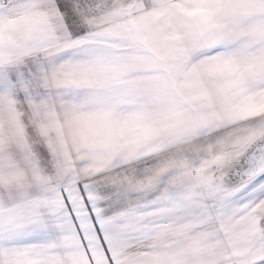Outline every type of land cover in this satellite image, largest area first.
<instances>
[{
    "label": "snow or ice",
    "instance_id": "obj_1",
    "mask_svg": "<svg viewBox=\"0 0 264 264\" xmlns=\"http://www.w3.org/2000/svg\"><path fill=\"white\" fill-rule=\"evenodd\" d=\"M0 264H264V0H0Z\"/></svg>",
    "mask_w": 264,
    "mask_h": 264
}]
</instances>
